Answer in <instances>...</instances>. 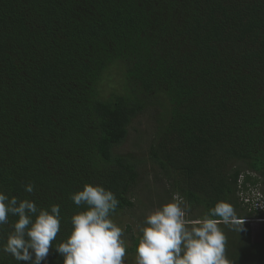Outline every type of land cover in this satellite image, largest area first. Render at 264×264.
<instances>
[{"label": "trees", "instance_id": "1", "mask_svg": "<svg viewBox=\"0 0 264 264\" xmlns=\"http://www.w3.org/2000/svg\"><path fill=\"white\" fill-rule=\"evenodd\" d=\"M114 65L123 91L106 97ZM152 106L160 111L147 151L118 152ZM148 161L169 202L177 192L204 217L219 200L246 209L239 224H220L225 254L264 264L245 224L264 210L238 194L243 173L244 187L264 194V0H0V190L61 205L55 246L83 210L72 193L103 185L121 214L135 206ZM133 228L127 255L141 238ZM0 264L18 262L3 255ZM47 264L63 257L52 249Z\"/></svg>", "mask_w": 264, "mask_h": 264}, {"label": "clouds", "instance_id": "2", "mask_svg": "<svg viewBox=\"0 0 264 264\" xmlns=\"http://www.w3.org/2000/svg\"><path fill=\"white\" fill-rule=\"evenodd\" d=\"M23 188L28 194L36 191L32 182ZM70 199L83 210L71 216L70 235L53 246L62 231L61 205L43 207L0 190V256L10 255L18 264H47L54 249L63 264H125V229L111 218L120 204L115 193L86 183ZM190 212L191 205L178 194L150 211L139 227L136 264H230L220 224L240 223L234 206L219 200L196 221L188 219Z\"/></svg>", "mask_w": 264, "mask_h": 264}, {"label": "rangeland", "instance_id": "3", "mask_svg": "<svg viewBox=\"0 0 264 264\" xmlns=\"http://www.w3.org/2000/svg\"><path fill=\"white\" fill-rule=\"evenodd\" d=\"M123 69L118 66H112L106 74L104 81L102 82V94L106 97L110 96L114 92H122L124 86V74ZM160 107L152 106L146 111L139 114L134 118L131 126L130 133L123 145L117 150L118 152L126 153H140L147 151V145L152 139L153 130L157 125V120L159 116ZM142 154V153H141ZM143 155V154H142ZM241 164V163H240ZM242 165V164H241ZM152 163L147 162L145 170V179L143 178L139 184L138 197L135 199V206L133 208L127 209L121 214L112 215L113 221L120 227L125 229V244L131 245L132 241L129 238V233L126 231L127 225L133 228V232L139 233V227L143 223L145 216L156 207L161 206L169 202L168 195L172 192L169 191V186L165 182H158V184H153L152 175L154 171L151 169ZM250 172V171H247ZM149 179V180H148ZM163 193V195H162ZM167 194V195H166ZM174 194H178L174 192ZM162 195V196H161ZM166 195V196H165ZM165 196V197H164ZM237 214L240 213L241 217H247L248 211L246 209L235 208ZM204 207L203 206H191V212L188 217L190 221L201 220L204 218ZM251 217L247 224L251 228V242L260 243L261 246L264 245V222H260L258 218L250 215ZM195 219V220H192ZM140 234V233H139ZM236 248V259H240V254L238 251V246ZM227 259L232 262V258L227 254ZM258 258L259 255H258ZM234 261V260H233ZM125 264H136V255H127L125 259ZM232 264V263H231Z\"/></svg>", "mask_w": 264, "mask_h": 264}, {"label": "built area", "instance_id": "4", "mask_svg": "<svg viewBox=\"0 0 264 264\" xmlns=\"http://www.w3.org/2000/svg\"><path fill=\"white\" fill-rule=\"evenodd\" d=\"M245 177V173L241 175V179L239 181V190L238 194L240 196V200L250 207V209L255 210H264V194L258 188L252 187L249 183L244 187L243 178ZM260 221L264 220L259 219Z\"/></svg>", "mask_w": 264, "mask_h": 264}]
</instances>
